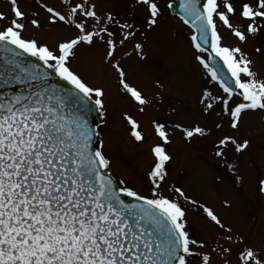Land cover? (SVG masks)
Listing matches in <instances>:
<instances>
[{
  "label": "snow or ice",
  "instance_id": "6c2138e0",
  "mask_svg": "<svg viewBox=\"0 0 264 264\" xmlns=\"http://www.w3.org/2000/svg\"><path fill=\"white\" fill-rule=\"evenodd\" d=\"M37 2L47 12L50 24L70 23L76 32L49 46L34 35H24L25 21L33 28L41 27L36 12L29 19L18 0H10L11 17L0 11V21H4L0 25V50L4 53L0 83L27 85L21 91L9 88L0 92V264H216L214 253L224 257L222 264H230L227 257L232 255L234 245L236 264H264V248L240 235L234 241L232 229L226 228L209 206H202V211L224 230L218 238L224 243L209 245L206 240L194 238L187 228V212L180 198L197 202L180 187L172 186L168 194L158 191L170 160L164 124L152 122L163 143L151 148V195L142 194L124 181L119 187L113 184L106 174L111 161L104 153V142L93 146L92 130L80 111L94 100L103 115L104 88L89 85L71 67V59L80 45L102 42L104 59L117 73L124 92L140 105L148 103L141 90L127 81L116 59L117 44L122 46L134 36V26L117 20L112 12L98 13L94 0H64L66 11L46 0ZM186 3L190 4L186 11L194 19L184 22L193 23L197 29L191 43L200 54L194 53V59L210 75L209 84L216 82L222 89L217 94L208 87L202 90L203 111L208 113L220 106L231 128L237 129L245 111H264V76L253 70L252 59L239 45L222 43L218 24L240 42H246L264 29V0H203L202 7L191 0ZM136 4L145 13L147 27L157 25L159 0H136ZM233 17L241 23L234 24ZM113 23L119 25V40L108 26ZM133 50L142 59L146 56L140 42ZM255 51L264 55V46ZM24 54L37 57L42 64L23 62L19 57ZM217 58L226 66L228 79L214 66ZM53 75L73 87L50 85L48 78ZM124 115L131 125V135L142 141L138 122ZM205 131L200 126L185 128L184 135L191 137ZM228 142L236 152L249 144L247 139L237 141L231 135L218 141L220 145ZM216 155L222 152L218 150ZM227 167L235 171L234 165ZM235 179L240 181L241 177ZM257 191L264 196V179L259 180ZM122 194L133 201L126 203Z\"/></svg>",
  "mask_w": 264,
  "mask_h": 264
},
{
  "label": "rangeland",
  "instance_id": "374dc122",
  "mask_svg": "<svg viewBox=\"0 0 264 264\" xmlns=\"http://www.w3.org/2000/svg\"><path fill=\"white\" fill-rule=\"evenodd\" d=\"M171 1L159 0L160 18L157 25L148 28L145 13L136 0H94L98 13L112 12L117 20H126L134 26V36L122 46L117 44L116 59L124 68L127 81L141 90L148 103L140 105L124 92L117 73L104 59L102 42L80 45L71 59V67L89 85L104 88L105 113L99 124V141L104 142V153L111 161L109 170L120 182L151 195L148 177L154 163L151 148L155 143H163L152 122L164 124L169 136L165 149L170 160L166 162L167 176L158 191L168 194L172 186L180 187L197 202L192 204L180 198L187 212V228L191 235L206 240L209 245L224 243L218 239L224 230L215 226L202 211V206L206 205L215 211L226 228L232 229L234 241L240 235L258 248H264V196L257 191L259 180L264 179V111H245L237 129L231 128L220 106L208 113L203 111L202 90L208 87L217 94L222 89L216 82L209 84L210 75L194 59V53L200 54L191 43L194 33L182 18L172 13ZM46 2L61 11L67 10L64 0ZM18 4L29 19L36 12V18L41 21L40 28H33L25 21V36L34 35L41 42L54 46L75 34L76 29L70 23L50 24L47 12L39 7L37 0H18ZM10 8V0H0V11L9 17ZM232 22L241 23L236 17ZM3 23L0 21V25ZM108 26L117 40L122 38L119 25ZM218 30L222 43L231 47L239 45L252 59L253 70L264 76V55L255 51L264 46V29L256 36H249L246 42H240L223 25L218 24ZM136 42L143 45L146 53L143 59L133 50ZM204 55L207 58V54ZM125 113L138 122L144 137L142 141H136L131 135ZM218 124L221 127L218 128ZM196 126L206 131L193 133L191 137L184 135L185 128ZM224 135H231L237 141L247 139L249 144L236 152L231 142L218 143ZM218 150L222 155H216ZM228 164L234 165L235 171L230 170ZM237 175L240 181L235 179ZM213 258L216 264H222L224 259L215 253ZM227 258L230 264H236L235 245Z\"/></svg>",
  "mask_w": 264,
  "mask_h": 264
},
{
  "label": "water",
  "instance_id": "95a60500",
  "mask_svg": "<svg viewBox=\"0 0 264 264\" xmlns=\"http://www.w3.org/2000/svg\"><path fill=\"white\" fill-rule=\"evenodd\" d=\"M191 2L195 3L197 7H202L201 0H191ZM182 5H185L182 7ZM172 11L176 14H178L180 17H183L185 19H189V21L193 20L194 18L188 15V12L186 9L190 7V4L186 3V0H176L175 2L171 3ZM190 26L194 28V30L197 32L196 27L194 26L193 23H188ZM207 47H210L207 46ZM3 56L4 53L2 50H0V69H3L4 67V61H3ZM20 60H22L25 63H40L42 64L41 61L37 57H33L30 54H24L23 56L19 57ZM215 67H217L220 70L221 75L225 78L228 79L229 73L227 71L226 66L223 64V61L220 60V58H217V61L215 62ZM49 71H51L49 69ZM35 84L36 82H32ZM48 83L50 85L56 86V87H62L64 89H71L73 86L69 84L68 81L64 80L63 78L53 75L48 78ZM27 85H20V84H13L6 86L2 83H0V92H5L8 91L9 88H11L12 91H21L23 89H26ZM80 111L84 115L85 119L88 122V127L92 130L93 136H92V143L93 146H98V139H99V132L98 131V121L102 118L103 115H101V110L95 106L94 100H90L87 102L86 106H83L80 108ZM107 175L111 176L113 184L117 187L120 186V181L117 180L116 176L114 173L110 170L106 173ZM122 198L126 201V203H131L134 198L128 197L124 194H122Z\"/></svg>",
  "mask_w": 264,
  "mask_h": 264
}]
</instances>
